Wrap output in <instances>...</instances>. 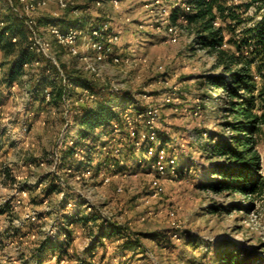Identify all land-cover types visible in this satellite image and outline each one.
<instances>
[{
    "label": "rangeland",
    "instance_id": "1",
    "mask_svg": "<svg viewBox=\"0 0 264 264\" xmlns=\"http://www.w3.org/2000/svg\"><path fill=\"white\" fill-rule=\"evenodd\" d=\"M95 2L80 0L66 9L51 2L34 17L76 20L78 27L87 21H105L119 32L113 50L130 58L128 63H107L94 76L78 57H67L55 47L57 61L68 74H78L100 90L127 93L133 102L132 108L125 106L129 112L133 106H158L157 130L167 140L165 153L176 160L182 173L177 178L168 171L157 176L149 160L140 157L139 162H132L126 153L132 144L128 145L119 131L114 133L112 126L110 137H99L98 129L92 132L105 147L99 148L97 143L89 153L90 161H81L80 152L73 159H63L69 140H79L74 115L79 107L93 106L95 101L80 102V89L67 85L59 101L54 103L49 98L42 102L32 88L46 65L39 59V65L24 69L17 84L5 88L0 83V264H34L36 259L42 264H79L80 259L91 264H217L213 249L224 245L264 257V192L245 200L240 195L216 194L197 187L205 179L204 170L220 160L203 150L205 142H197V134L209 130L230 135L221 128L230 118L222 109V101L216 99L219 91L208 90L203 84L212 57L190 45L192 31L184 26L177 42L168 43L163 29L152 23L154 16L146 7L147 0H119L116 7L110 0H102L100 6ZM9 13L7 0H0V17ZM45 37L52 42L48 35ZM10 58L0 51V79ZM47 73L56 84H62L54 70ZM260 82L257 79V84ZM168 95L176 98L173 105L164 103ZM197 105L200 108L194 115ZM254 143L264 182V126ZM79 162L91 169V175L76 180L73 172ZM101 172L108 175L107 183ZM46 176L53 179L59 193L41 199L48 183ZM155 178L161 188L157 194L152 186ZM21 190H26L25 197H19ZM78 202L85 204L82 212H90L86 209L89 206L122 226L126 235L138 239L144 251H122L118 246L124 239L113 238L102 240L88 257L84 251L91 241V224H76L68 228L67 255L59 262L57 252L37 255L40 242L55 241L62 234L58 231L62 216ZM30 214L36 216L33 223L26 220ZM63 228L66 224L62 222ZM152 232L164 234V242L145 237ZM174 233L176 238H172ZM61 240L65 238L61 236Z\"/></svg>",
    "mask_w": 264,
    "mask_h": 264
},
{
    "label": "trees",
    "instance_id": "2",
    "mask_svg": "<svg viewBox=\"0 0 264 264\" xmlns=\"http://www.w3.org/2000/svg\"><path fill=\"white\" fill-rule=\"evenodd\" d=\"M15 3V0H11ZM257 2L256 12L264 8V0H250L244 5L245 9L252 3ZM191 13L186 17L187 23L184 28L191 30L190 45L196 46L198 51L210 55L213 59L209 67L208 74L203 77V84L208 90L219 91L216 99L223 103L222 109L229 120L221 124L224 131L230 132L229 136L224 133L210 132L201 130L198 135L200 144L204 145L203 150L208 151L211 156L219 160L217 163L210 164L205 170V179L197 184L200 190H212L216 194L228 192L232 195H240L245 200L248 197L264 192V182L260 174L261 159L255 149L254 138L264 126V11L252 26H242L245 20H242L239 14L234 11H228L223 15L224 6L221 0H189ZM9 9V8H8ZM214 11L219 13L222 26L214 27ZM10 12V11H9ZM174 10L171 16V22H175ZM250 20V19H248ZM2 26L0 27V51L10 55V61L6 70L3 72L0 83L5 88H10L17 84L24 75L23 65L31 62L37 57L29 50L26 33L22 22L18 16L12 14L0 17ZM38 25H58L61 30L67 27L77 25L76 20H67L64 18H38ZM236 31H238L236 33ZM15 36L16 42H11ZM38 59V58H37ZM42 60V59H41ZM41 68V74L34 82L32 88L34 93L40 94V100L45 102L43 91L48 89L51 102L59 101L61 93L66 92L65 86L78 87L88 90L95 96L93 106H81L74 115V121L79 127V140L74 141V146H66L63 153V159H73L75 151L82 152L84 161L89 159V153L95 149L99 138L93 137L92 132L99 130V137H110L111 126L116 124L119 134L127 139L128 145L132 146L127 150L128 158L137 163L141 159H147L151 165L155 162L156 155L152 153L147 155L149 148L154 144L148 141H142L136 148L130 140L122 120L115 111L113 105L119 107L133 104L132 99L127 97V93L112 94L100 90L78 74H68L62 68L65 76V84H56L47 74L53 70L49 63ZM47 73V74H46ZM57 78V76H56ZM58 79V78H57ZM257 79L261 82L257 84ZM75 93V92H74ZM203 101V100H201ZM49 103V102H46ZM203 108V106H201ZM136 111L139 107L134 106ZM202 132L205 138H202ZM156 137L160 142V147L165 148L166 138L163 132L156 131ZM99 148H104L105 144H99ZM138 154H136V152ZM137 157H139L137 160ZM81 163H77L76 168ZM178 177L180 176L181 166L177 165ZM180 167V168H179ZM44 180L48 183L41 191V199H48L54 194L59 193L58 186L50 176ZM64 203V200L61 202ZM85 204H73L72 208L64 214L62 222L66 228L61 229L62 222L58 231H61L57 239L40 242L36 248L37 255L57 252V262L67 255V246L69 245V229L73 225L80 224L85 226L91 224L90 244L85 248V255L91 257L97 245H101L102 240H111L113 238L124 239L119 244L122 251L128 250L132 253L135 249L144 251L140 246L138 239L134 235H126L122 226L102 218L94 209L89 207L90 212L81 211ZM247 206V205H246ZM250 204L248 205V207ZM246 208V207H245ZM65 240H61V236ZM149 236L156 243L164 242L165 235L160 232H152L145 235ZM66 244V245H65ZM213 259L217 264H264V257L253 251H236L234 246L224 245L213 249ZM92 260V259H91ZM34 264H42L39 259ZM79 264H91L84 259L79 260Z\"/></svg>",
    "mask_w": 264,
    "mask_h": 264
},
{
    "label": "built area",
    "instance_id": "3",
    "mask_svg": "<svg viewBox=\"0 0 264 264\" xmlns=\"http://www.w3.org/2000/svg\"><path fill=\"white\" fill-rule=\"evenodd\" d=\"M80 0H15L13 3L11 0H7L9 11L18 16L22 22L23 28L26 33L27 43L29 50L37 58L33 59L31 62L23 65V69L29 68L31 66L39 65V59H42L49 63V65L54 70L58 80L62 84L65 83V76L63 74L62 68L60 67L57 58L56 51L54 48L57 47L59 50L63 51L67 57L79 58L83 61L85 70L88 73L98 76L100 68L107 63L110 64H120L128 63L130 58H123L119 53L114 52V47L119 42V32L113 30L108 22L100 21H87L83 27H67L64 30L58 25H47L40 27L37 23V19L34 14L41 9L46 8L49 3H54L59 9H66L69 6H74L79 3ZM148 3L146 7L152 12L153 24L157 26L158 29L162 28L164 32V37L168 43L174 44L177 42L181 27L185 26L187 23L186 17L191 13V5L189 0H147ZM224 6L223 15H226L228 11H234L239 14L242 20V26L250 27L253 23L259 19L260 13L264 11V8L259 9L258 12L255 10L257 2L252 3L246 9L244 7L250 0H221ZM102 0H96L95 4L100 6ZM113 6H117L119 0H110ZM176 11L175 22H171V16L173 11ZM215 19L213 21L214 27L222 26L220 15L218 12L214 11ZM250 19V20H248ZM2 23L0 22V27ZM238 31H236L237 33ZM45 33V34H44ZM46 35L52 40L48 42ZM16 37L11 38V42H16ZM80 102L84 100H95L93 94L88 90L79 88ZM45 101H48L50 95L48 89L43 91ZM165 104L173 105L176 101L172 96H166L163 98ZM199 102V100H195ZM129 106L132 108L131 104L119 107L118 105H113L112 110L116 112L118 117L122 120L126 133L130 140L136 139L133 145L137 148L142 141L152 142L154 144L153 148H149L147 155L150 156L152 153L156 155L155 162L151 165L157 176H163L168 172L173 178H177V171L175 167V159L173 157L167 156L165 153V148H155L160 147V142L156 137L157 124L160 120V109L158 106H148L142 108L140 111L132 109L129 112ZM134 107V106H133ZM200 107L195 106L194 115L197 113V109ZM113 132L116 133L118 127L116 124L112 125ZM68 146H74V141L69 140ZM75 151L74 155L76 156ZM118 155V153H117ZM81 161H84L82 155ZM86 163V162H85ZM111 170L114 168L110 166ZM70 172V170H68ZM76 180L81 178H87L91 175V169L87 166H81L74 170L73 172ZM103 177V182L107 183L109 181L108 175L104 172L100 173ZM61 185V183L59 182ZM155 194H157L161 188L158 183L157 178L154 179L152 184ZM26 190H21L19 192V197L26 196ZM87 205V204H86ZM70 206V205H69ZM89 210V206L86 208ZM100 213V212H99ZM100 216L103 218L100 214ZM173 216V213H171ZM35 214L26 215V220L33 223L35 222ZM172 226L176 227L174 221ZM177 235L174 233L172 238H176Z\"/></svg>",
    "mask_w": 264,
    "mask_h": 264
}]
</instances>
